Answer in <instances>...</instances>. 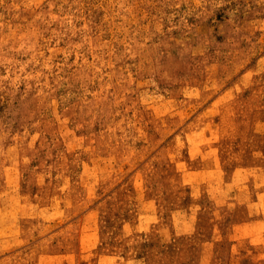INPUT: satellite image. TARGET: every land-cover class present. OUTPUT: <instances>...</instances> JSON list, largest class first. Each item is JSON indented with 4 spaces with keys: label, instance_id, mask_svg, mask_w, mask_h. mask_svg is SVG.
<instances>
[{
    "label": "rangeland",
    "instance_id": "374dc122",
    "mask_svg": "<svg viewBox=\"0 0 264 264\" xmlns=\"http://www.w3.org/2000/svg\"><path fill=\"white\" fill-rule=\"evenodd\" d=\"M0 264H264V0H0Z\"/></svg>",
    "mask_w": 264,
    "mask_h": 264
}]
</instances>
